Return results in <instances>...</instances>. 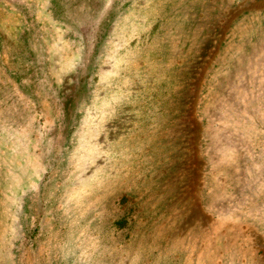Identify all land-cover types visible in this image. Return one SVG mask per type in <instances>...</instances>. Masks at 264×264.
<instances>
[{
	"label": "rangeland",
	"instance_id": "rangeland-1",
	"mask_svg": "<svg viewBox=\"0 0 264 264\" xmlns=\"http://www.w3.org/2000/svg\"><path fill=\"white\" fill-rule=\"evenodd\" d=\"M261 96L264 0H0V264H264Z\"/></svg>",
	"mask_w": 264,
	"mask_h": 264
},
{
	"label": "trees",
	"instance_id": "trees-1",
	"mask_svg": "<svg viewBox=\"0 0 264 264\" xmlns=\"http://www.w3.org/2000/svg\"><path fill=\"white\" fill-rule=\"evenodd\" d=\"M262 25H260V27H261ZM237 73V72H236ZM263 73H261V75H262ZM234 76H235V71H233V72H229V75H228V73L226 74V75H220V76H217V78H218V82L219 83H217V85L218 84H220V85H222V88L219 86V89H220V92H221V94L222 95H226V93H225V88L227 87L226 85L228 84V82L230 81V80H232V79H234ZM217 85H215V88L213 89V92L214 93H216L217 92V90H218V86ZM236 87H238V89H241L242 91H246V92H249V93H251V94H254V92H255V90L252 88V87H247V85L246 86H243V88L242 87H240L238 84H236L235 85ZM260 91V90H259ZM262 91V90H261ZM260 91V92H261ZM245 92V93H246ZM261 101H263V103H264V96H261ZM263 124H264V122H263ZM263 140H264V137L262 138Z\"/></svg>",
	"mask_w": 264,
	"mask_h": 264
}]
</instances>
